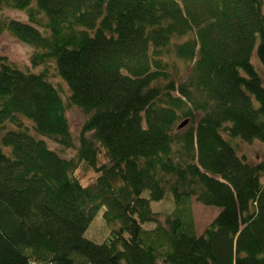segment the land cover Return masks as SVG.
I'll use <instances>...</instances> for the list:
<instances>
[{
    "label": "trees",
    "instance_id": "trees-1",
    "mask_svg": "<svg viewBox=\"0 0 264 264\" xmlns=\"http://www.w3.org/2000/svg\"><path fill=\"white\" fill-rule=\"evenodd\" d=\"M2 32L31 52L0 55V264H264V159L241 152L264 143V0H0ZM191 197L219 209L199 235Z\"/></svg>",
    "mask_w": 264,
    "mask_h": 264
},
{
    "label": "rangeland",
    "instance_id": "rangeland-1",
    "mask_svg": "<svg viewBox=\"0 0 264 264\" xmlns=\"http://www.w3.org/2000/svg\"><path fill=\"white\" fill-rule=\"evenodd\" d=\"M2 12L7 16L20 20L22 22L27 21L26 14L23 11L6 9ZM30 52L31 49L27 44L18 41L9 33L2 32V34L0 35V55L4 54L11 61L29 66L30 64L28 63ZM177 67L181 71L184 70V64L182 62L177 61ZM259 69L264 81V70H262L261 67ZM52 82H54V79L52 80ZM60 86L63 89V92H65L66 88L64 84H61ZM66 117L69 124L68 126L70 128V132L72 136L76 138L77 135H79L82 124L84 123L85 116L78 108L69 105L66 111ZM47 144L50 148L57 150L64 157H72L75 155V150L72 148H62L50 141H47ZM241 152L246 154L247 158L251 161H262L264 159V143H261L259 141H253L252 144H243L241 147ZM98 156L99 164L106 161L102 153ZM220 165L221 166H219V164L214 165V176L218 179H221V181L225 180L226 182L228 181L232 183L233 186L237 185L239 183L237 181L239 180V173L235 171L231 173L230 170H228L229 165L227 164ZM76 168L77 169L75 171V175L76 177H78V179L83 185L88 186L94 183L96 178L95 176H97V173L94 171L93 168L87 166L82 162H79V165ZM261 181H264V175L262 176ZM142 195L146 197L147 192L144 191ZM149 204L151 210L153 212L158 213V218L160 220L163 219L162 216L171 212L174 207L172 196L170 195V193H167L161 200L150 201ZM189 205L191 207V214L194 222L193 226L195 227L196 233L199 235L203 232L207 224H209L213 220V218L216 216V213H218L219 209L213 205H203L199 201H197L195 197H191ZM104 209L105 208L103 206L99 208L84 233V237L96 243H102L104 240H106L110 231V226L107 225L105 220H103ZM152 225V223H144L142 225V228H150L152 227Z\"/></svg>",
    "mask_w": 264,
    "mask_h": 264
},
{
    "label": "built area",
    "instance_id": "built-area-1",
    "mask_svg": "<svg viewBox=\"0 0 264 264\" xmlns=\"http://www.w3.org/2000/svg\"><path fill=\"white\" fill-rule=\"evenodd\" d=\"M29 264H34V263L31 262V263H29ZM35 264H39V263H35ZM45 264H54V263H52V262H47V263H45Z\"/></svg>",
    "mask_w": 264,
    "mask_h": 264
},
{
    "label": "water",
    "instance_id": "water-1",
    "mask_svg": "<svg viewBox=\"0 0 264 264\" xmlns=\"http://www.w3.org/2000/svg\"><path fill=\"white\" fill-rule=\"evenodd\" d=\"M185 122H182L181 124H179V127H181Z\"/></svg>",
    "mask_w": 264,
    "mask_h": 264
}]
</instances>
